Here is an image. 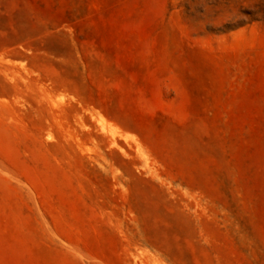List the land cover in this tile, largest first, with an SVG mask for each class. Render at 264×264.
<instances>
[{"label": "rangeland", "instance_id": "374dc122", "mask_svg": "<svg viewBox=\"0 0 264 264\" xmlns=\"http://www.w3.org/2000/svg\"><path fill=\"white\" fill-rule=\"evenodd\" d=\"M0 264H264V0H0Z\"/></svg>", "mask_w": 264, "mask_h": 264}]
</instances>
